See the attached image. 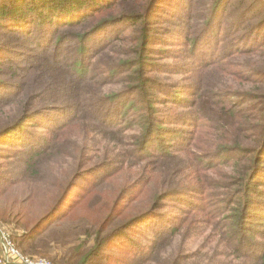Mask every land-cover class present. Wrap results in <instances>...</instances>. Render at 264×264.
I'll list each match as a JSON object with an SVG mask.
<instances>
[{"label":"rangeland","instance_id":"374dc122","mask_svg":"<svg viewBox=\"0 0 264 264\" xmlns=\"http://www.w3.org/2000/svg\"><path fill=\"white\" fill-rule=\"evenodd\" d=\"M5 1V7L8 8L6 10H10L9 0ZM151 1H117L116 9L104 11L103 16L106 13L108 15L109 12H113L108 17L110 19L123 15H128L127 17L131 18V15L127 13H140L138 7L145 3V9L141 10L139 18L132 17L133 19L129 22L126 20L122 23L109 25L104 28L103 33H98L99 37L102 38L101 51L90 61V64L87 63V66L90 67V73L95 74L96 81L100 80L101 83L96 86H89V95L102 97L103 93V97L106 98L115 97L130 100L126 102L127 107L130 106L124 110L123 115L131 117L134 113L132 108L136 110V106L138 108L141 105L135 103V100L142 101L144 99V96H135L131 92L132 88L137 86L138 81H140L138 80V73L132 72L137 69L135 67L137 64L131 66L132 63L137 61L138 67L142 65L141 63L146 66V68H143V76L149 77L151 85L158 91L155 93L156 98L162 99L165 97V91L168 95L172 93L171 97H175L177 93L182 97V95L185 96V93L189 94L196 89L198 92L196 97L201 96L196 105L199 104L198 108H200L202 117L208 114L210 116L214 115L211 111L209 113L208 110L212 106L209 102L211 100L212 102H218L217 107L220 108L231 106L227 104V101H230L234 105L242 106L245 111L247 110L248 116L252 112H256L258 114L257 119H259L256 103L264 101V86L257 83L260 77L255 75L257 73L253 70H264V58L241 54L240 51H243L245 46H242L239 53H234V55L228 56V59L213 64L209 63L208 59L201 60L197 58L194 60L191 56L196 47L194 42L198 41L199 43V40H196L197 35L194 34L190 35L187 40L184 34L187 32L194 33L204 28L205 21L200 20L204 18L207 11H211L215 0H191L190 3L188 0H183V2L182 0ZM171 1H175V3L179 1V3H182L181 5L187 2L186 13L175 7V5L172 6ZM239 2L240 0H235L237 12L223 21L222 30L225 31L231 26L232 21L240 17H237L239 12L245 13L244 10L239 8ZM151 3H153L154 8L150 14L149 4L151 5ZM252 3H255V1L247 0L246 6L249 7ZM255 4H257V10L264 11L263 0H259ZM120 10L122 13L119 12ZM188 13L194 16V19L190 20L191 23H189ZM102 19L99 16L93 23L84 24L78 29L63 31V35L66 37L87 35L92 32V29L99 26ZM243 27L244 30L239 35H245L248 32V24ZM226 35H229V33ZM232 35L237 34L234 32ZM177 37H180V39L178 40ZM0 40L4 45L14 44L13 40L1 37V35ZM188 42H193V44L189 45ZM227 42L229 41L222 42L221 47L225 48ZM75 44L76 41L67 43L69 49L64 55L71 57V47ZM197 47L196 50H198ZM143 48L145 49L143 50ZM13 49L12 47L9 48V50ZM17 51L29 52L22 46ZM219 53H222V51ZM218 56L219 54L214 58L218 59ZM0 59H2V52L0 53ZM227 62L231 63V66L226 65L224 67L222 64H227ZM0 65V73L2 74L8 68L9 70L13 69L10 64ZM249 69H251V72H249ZM3 79H0V83L6 82V79ZM202 87H204L202 91L206 92L205 95L200 90ZM100 90L103 92H100ZM216 95H219V98ZM246 95L258 98L261 102L246 101L242 98ZM32 96H34L33 89L25 103H28ZM22 102L23 100L20 98H12L11 100L8 98L6 102L0 103V230L11 235L16 247L18 244L20 246L17 249L28 259H44L54 264H68L71 261L70 256L76 252L75 248L88 239V235L85 234L90 226L88 224L108 218L112 223L110 232L113 233V230L121 229L120 226L136 219L141 213L145 212V209L151 205L153 197V194L145 196V193L153 182H157L163 189H172L174 187H168L177 185L182 181L180 186L182 189L191 185L200 187L202 182L197 180L199 177V179L206 181L205 185L207 186L212 180L226 181L223 185L226 186L229 185L231 177L234 176L233 169L228 167L222 165L209 167L211 163L215 165L216 160H210L206 156L211 154V146L217 135H220L218 131H211L209 124H206L208 128H202L199 133L204 136L202 142H197L195 146L191 147L190 154H182V160L173 161L172 157L168 161L164 160L161 164L145 165L141 162L138 164L132 163L127 157L129 155L128 151L132 147L130 144L137 142L135 138L126 134V138L122 140L121 135L103 130L101 132L97 128L91 130L92 126L87 124L86 121L83 122V120L79 127H72L75 129L74 131L70 130L72 128L64 130L66 131L64 136L59 137L57 140L60 143L51 147L50 152L34 164V172H30L25 170L24 166L27 152L22 147L13 145L14 140L20 137L23 141L33 140L34 143H42L43 140L50 139L52 133L47 129L37 127V121L23 122L24 105ZM31 103H33L32 100L30 106ZM168 105L167 108L172 109V111L161 114L159 117L165 119L195 109H182L178 105ZM107 106L108 103L101 109L102 113H104ZM161 106H159V109L164 111L166 107ZM60 114L55 113L50 114V116L59 117ZM64 120L58 121L63 122ZM259 122L261 121L254 119L251 124L254 127L262 128L264 122ZM158 125L165 126L166 128H163L168 133L174 132L178 128L176 125H171V122H165V124L161 122ZM189 131L187 130L186 135L189 134ZM74 136L81 139H75ZM90 138H93V143ZM74 141H81V143H76L79 148L77 151H74L73 148ZM200 149L208 152L207 155L201 157V162L196 161V157H194ZM200 151L199 154H202ZM85 158L95 160L82 166ZM105 162H111L116 168L124 166V172L118 175L119 178L105 183L97 180L93 191L98 196L97 201H101L104 193L112 195L108 198L110 203L120 199L121 206L119 209L116 208L108 214L105 213L106 209L100 208V204L92 196L89 195L79 199L80 197L76 195L70 212L61 218L57 225L45 231L46 224H44L40 229L44 230L39 238L33 241L27 239L31 234V229L38 221L45 217L51 209L57 207L61 196L68 186L70 187L75 176L79 177L75 186L71 189V193L67 196V204L71 201L73 195L83 193L86 184L93 179V171ZM177 166L180 171L174 173ZM102 190H105V192L103 193ZM227 190L229 189L222 188V190H218V197L209 196L206 201L210 202L211 207L215 204L212 210L217 213L219 219L226 217L230 212L228 209L232 207V204L231 207L223 205L227 203L228 197L222 194ZM61 192H63L62 195ZM209 195H211V192H209ZM200 200L201 196L197 195L196 201ZM221 205H223V208H221ZM124 207L127 208L123 209ZM65 211L64 209L60 213H55L49 221L57 219ZM123 213H125V216L121 218ZM158 213L160 215L168 214L169 216L179 215L178 207L173 203L170 206V211L163 209L159 210ZM152 215L156 217V214ZM151 218L152 216H149L130 224L119 237L108 241L104 245L100 259H93L89 264H242L241 260L233 258V251L224 245L220 232L204 224L207 219L203 215L199 216L198 221L195 220L188 223L189 226L183 227L182 232L174 239L170 238L168 233H165L168 237L165 238L164 235L161 237L158 243L161 246L154 252L150 260L145 262L139 260L140 252H142L144 259L149 257L151 251V249H147L150 246L149 238L152 236L151 226H148L151 225L149 223ZM168 229L169 227H165L163 232H167ZM106 234L107 232H104L101 238L105 237ZM94 242L96 244L97 240H93ZM76 259H79V257H76Z\"/></svg>","mask_w":264,"mask_h":264},{"label":"trees","instance_id":"16d2710c","mask_svg":"<svg viewBox=\"0 0 264 264\" xmlns=\"http://www.w3.org/2000/svg\"><path fill=\"white\" fill-rule=\"evenodd\" d=\"M117 1L121 2L122 0H9L12 7L10 6L11 9L6 10L8 9L5 7L6 1L0 0V35L14 41L13 45H4L0 40V53L2 52L0 64H10V67L13 68L11 70L8 68L4 74L0 73V79H6V82L0 83V103L6 102L8 98L10 100L20 98L24 105L23 122L37 121V127L47 129L52 133L51 138L43 140L42 143H34L33 140L23 141L20 137L14 140L13 145L22 147L27 152L24 159L25 170L34 172V164L41 157L46 156L51 147L60 143L57 140L64 136L66 132L64 130L73 126L79 127L83 120L92 126L91 130L97 128L101 132L103 130L121 135L122 140L126 138V134L135 138L137 142L130 144L132 146L130 150H132L128 151L127 157L132 163L141 162L145 165L161 164L164 160L168 161L172 157L173 161L182 160V154H190L191 147L195 146L197 142H202L204 136L199 133L202 128L207 127L206 124H209L211 131L220 132L211 146V154L206 156L210 160H216L215 165L211 163L209 167L213 168L220 165L228 167L233 169L234 176L231 177V182L226 186H223L226 181L216 180H212L207 186L205 185L206 181L199 179V177L197 180L202 182L200 187L191 185L182 189L180 188L182 181L177 185L168 187H174L172 189H163L157 182H153L145 193V196L153 194L151 205L145 209V212L136 219L120 226L121 229L113 230V233L110 232L112 223L108 218L88 224L90 226L85 232L88 239L75 248L76 252L70 256L71 261L68 264H89L93 259H100L104 245L108 241L119 237L130 224L152 216L149 222L151 225H148L152 229V236L149 238L150 246L147 248L151 249L149 257L143 259L142 252L139 253V260L148 261L161 246L158 243L163 235L166 236L165 238L169 235L170 238L174 239L182 232L183 227L189 226L188 223L198 221L200 215L207 219L204 224L220 232L221 240L223 239L224 245L233 251L234 259L241 260L242 264H264V125L260 128L251 124L254 119L260 120L259 123L264 122V101L256 103L261 102L260 99L250 95L242 97L246 101L256 103L259 119H257L258 114L256 112H252L248 116L247 110L245 111L242 106L234 105L230 101H227V104L231 106L220 108L217 107L218 102L211 100L209 101L212 105L211 110H208L214 115L208 114L202 117L200 108H198L199 104L196 105L201 96L196 97L198 93L196 89L189 94L185 93V96L182 95V97L178 95L179 93L175 97H171L172 93L168 95L165 91V97L156 98L155 93L158 91L151 85L149 77L143 76V68L146 66L141 63L142 65L138 67L137 61L131 66L137 64L135 66L137 69L132 72L138 73V80L140 81H138L137 86L132 88L131 92L135 96H144V99L142 101L135 100V103L141 105L138 108L136 106V110L132 108L134 113L131 117L123 115L124 110L130 106L127 107L126 102L130 100L115 97L106 98L103 97V93L102 97L90 96L88 87L101 83L100 80L96 81L95 74L90 73V67L87 66V63L90 64V61L101 51L102 38L99 37L98 33H103L104 28L109 25L122 23L126 20L129 22L135 17L139 18L141 10L145 9L144 3L138 7L140 13L128 12L127 14H130L131 18L127 17L128 15L108 18L113 12H109V16L107 13L103 16L104 11L117 8ZM157 1L152 0L151 2ZM188 1L191 2V0ZM246 1L240 0L239 2V8L245 13L239 12L237 17H240L232 21L231 26L225 31L221 29V25L231 14L237 12L235 0H215L211 11H207L204 18L200 20L205 21L204 28L194 33L187 32L184 34L187 40L192 34L197 35L196 40H199V43L198 41L194 42L196 47L199 45L198 50L195 47L191 55L194 60L197 58L208 59L209 63L213 64L228 59V56L234 55V53H239L242 46L245 48L240 51L241 54L264 58V11L256 9L257 4L255 3L259 0H254L255 3L249 7L246 6ZM152 4H149L150 14L154 8ZM181 4L179 1L178 3L171 1L172 6L175 5L186 13L188 3ZM99 16L103 18L101 23L87 35L80 37L63 35V31L78 29L84 24L93 23ZM187 16L189 23H191L190 20H193L194 16L190 13ZM247 24L248 32L245 35H239L244 30L243 26ZM234 32L237 35L233 36ZM227 33L229 35H226ZM177 38L180 39V37ZM225 40L229 42L225 48H222V42L225 43ZM75 41L76 44L71 47L70 51L72 56L64 55L69 49L67 43H74ZM188 44H193V42H188ZM21 46L29 52H18L17 49ZM10 47L14 49L9 50ZM221 51L222 53H219ZM217 54H219L218 59H215ZM222 65L224 67L226 65L231 66V63L227 62V64ZM253 72L260 77L257 83L264 86V70L255 69ZM32 89L34 96L30 97L28 103H25ZM203 89L204 87L200 90ZM100 92L103 91L100 90ZM202 94L205 95L206 92L202 91ZM216 96L219 98V95ZM31 100L33 103L30 106ZM107 103L108 106L102 113L101 109ZM168 104L178 105L182 109H195L179 113L174 117L165 119L159 117L161 114L172 111V109L167 108ZM34 105L35 107H33ZM160 105H162L161 107L165 106L166 109L161 111ZM233 106L234 108H232ZM55 113L61 114L59 117L50 116V114ZM59 122L61 123L58 125ZM161 122L164 124L171 122V125H176L178 128L174 132L168 133L165 126L158 125ZM70 130L74 131L75 129ZM187 130H190L188 135H186ZM74 138L81 139L75 136ZM178 138L181 139L178 140ZM90 139L93 143V138ZM76 143H81V141H74V151L79 149ZM200 150L202 154H199L198 151L194 157H196V161L201 162V157L207 155L208 152L203 149ZM93 160L95 159L85 158L82 166L88 165ZM124 169V166L116 168L111 162L97 166V170L95 169L92 173L93 179L86 184L83 193L73 195L67 204V196L71 193V189L79 177L75 176L63 195L61 192L62 196L57 207L51 209L45 217L38 221L31 229V234L27 239L33 241L39 238L43 233L44 229H40L44 224H46L45 231L57 225L58 221L70 212L76 195L80 197L79 199L92 196L100 204V208L106 209L105 213L108 214L116 208L119 209L121 206L120 199L110 203L108 198L112 195L105 194V190H102L104 193L102 199L97 201L98 196L93 191V187L97 180L105 183L119 178L118 175L122 174ZM179 171L180 168L177 166L174 173ZM222 188L229 189L222 194L229 198H227V203L223 205L231 207L232 204V207L228 209L231 213L229 212L226 217L219 219L217 213L212 210L215 204L211 207L210 202L206 201L209 196L218 197V190H222ZM197 195L201 196L200 201H196ZM172 203L178 207V216L160 215L158 213L159 210L163 209L170 211ZM66 204L67 206H65ZM64 209L66 210L65 213H62L57 219L49 221L55 213H60ZM152 214H156V217ZM123 216L125 213L121 215V218ZM165 227H169L167 232H163ZM104 232L107 234L101 238ZM93 240H97V243H93ZM91 243L93 244L90 245ZM17 247H20L19 244Z\"/></svg>","mask_w":264,"mask_h":264},{"label":"built area","instance_id":"2783aa9c","mask_svg":"<svg viewBox=\"0 0 264 264\" xmlns=\"http://www.w3.org/2000/svg\"><path fill=\"white\" fill-rule=\"evenodd\" d=\"M0 264H54L44 259H28L17 249L11 235L0 230Z\"/></svg>","mask_w":264,"mask_h":264},{"label":"crops","instance_id":"0c3cea01","mask_svg":"<svg viewBox=\"0 0 264 264\" xmlns=\"http://www.w3.org/2000/svg\"><path fill=\"white\" fill-rule=\"evenodd\" d=\"M264 1V0H263Z\"/></svg>","mask_w":264,"mask_h":264}]
</instances>
